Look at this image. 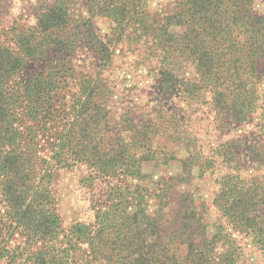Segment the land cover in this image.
<instances>
[{"label": "trees", "instance_id": "trees-1", "mask_svg": "<svg viewBox=\"0 0 264 264\" xmlns=\"http://www.w3.org/2000/svg\"><path fill=\"white\" fill-rule=\"evenodd\" d=\"M145 1L85 0V7L91 17L110 18L116 38L132 26L152 36L153 54L168 86L195 102L209 94L207 107L223 124L238 127L252 120L255 132L264 127L252 117L261 110L264 121V0H166L160 13ZM36 19L35 26L24 24L14 32L15 43L0 41V264H237L236 239L224 225L210 235L200 206L190 191L179 190L176 177H162L165 184L154 198L163 203L157 209L142 208L143 196L134 192L138 206L130 211L128 198L124 205L115 204L116 196L104 190L102 196L96 194L94 222L63 226L52 187L60 170L84 163L101 177L131 155H126L130 151L121 144L118 129L126 120L111 117L110 105L97 96L109 89L107 78H82V93L61 102L74 104L72 116H64L69 124L66 120L61 128L56 124L45 132L52 115L43 111L50 110L55 99L46 72L16 77L28 59L49 61L62 48L73 47L57 33L68 20L64 0L43 3ZM82 21L92 24L87 17ZM54 40L62 47L53 45ZM98 41L95 51L106 61ZM180 67H190L195 79L176 80L188 78L173 73ZM42 130L45 144L40 142ZM241 144V138L226 142L233 154ZM220 155L226 159L229 153ZM222 179L214 203L236 230L253 235V244L264 250V223L258 221V208L251 207L257 205L251 203L257 187L243 186L232 174ZM17 236L25 245L11 247Z\"/></svg>", "mask_w": 264, "mask_h": 264}, {"label": "rangeland", "instance_id": "rangeland-1", "mask_svg": "<svg viewBox=\"0 0 264 264\" xmlns=\"http://www.w3.org/2000/svg\"><path fill=\"white\" fill-rule=\"evenodd\" d=\"M54 1L0 0V41L7 45L15 43L12 40L14 32L24 24L35 26L42 4ZM64 1L68 7V20L60 28L62 31L57 33L64 36L67 45L69 42L72 44L73 51L71 47L67 50L62 48V52L49 61L28 59L16 78H31L30 73L46 72L53 88L51 95L55 98L51 109L43 111L52 115L47 119L46 133L52 132L56 124L61 128L72 116L74 104L63 105L61 102L64 98L70 99L82 93V78H107L106 87L109 89L97 96L110 105L111 117L118 121L122 117L126 120V126H119L118 129L123 137L121 144L125 142L130 151L126 155L131 156L129 159L125 156L112 173L101 174V177H96V173L84 163H75L69 169L60 170L52 187L63 226L67 228L77 221L94 222V204H99L96 194L104 190L116 196L115 204L124 205L125 198H128L130 211L138 206V197L132 196L136 195L134 192L143 196L142 208L145 206L150 211L157 209L163 203L162 199L154 198L156 194L160 195V189L165 184L162 177H176L179 190L190 191L200 206L210 235L217 232L218 225H224L236 239L237 264H264V250L253 244V235L236 230L214 203L222 178L235 175L243 186L257 187L258 196L251 202L257 205L252 204L251 207L258 208V221L264 223V127L255 132L252 120L238 127L223 124L217 113L207 107L211 99L209 94L200 96L199 102H195L168 86L166 78H162L160 63L153 54L156 53V43L152 36L142 32V28L128 27L123 36L116 38L115 23L103 15L91 17L85 0ZM165 1L147 0L145 3L150 4L153 12L160 13ZM257 8H263L261 2L257 3ZM84 17L92 20V24L83 22ZM87 32L95 38H88ZM79 33L81 36L76 37ZM98 40L105 48L106 61L99 59L100 53L95 51ZM54 42L52 44L57 48L62 47ZM180 68L173 73L188 78L176 80L195 79L190 67ZM261 89L264 92V83ZM67 106L71 108L67 109ZM252 117L256 124H264L261 110H257ZM43 125H35L34 130H40ZM103 132L101 129L97 137ZM169 132L172 133L170 137L167 136ZM39 134L41 144H45L43 130ZM238 138H241L242 144L233 154L234 148L226 146V142ZM250 140L252 142H248ZM117 152L113 154L117 155ZM191 152L192 158L184 161ZM222 152L229 153L226 159L220 155ZM143 156H148V159L142 160ZM116 194H121L123 199ZM123 205L121 209H124ZM9 245L24 246L25 240L17 236Z\"/></svg>", "mask_w": 264, "mask_h": 264}]
</instances>
